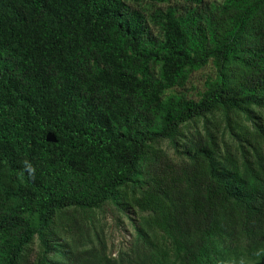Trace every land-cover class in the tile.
<instances>
[{
  "label": "trees",
  "instance_id": "1",
  "mask_svg": "<svg viewBox=\"0 0 264 264\" xmlns=\"http://www.w3.org/2000/svg\"><path fill=\"white\" fill-rule=\"evenodd\" d=\"M217 1L0 0V264H264V0Z\"/></svg>",
  "mask_w": 264,
  "mask_h": 264
},
{
  "label": "rangeland",
  "instance_id": "2",
  "mask_svg": "<svg viewBox=\"0 0 264 264\" xmlns=\"http://www.w3.org/2000/svg\"><path fill=\"white\" fill-rule=\"evenodd\" d=\"M221 1L218 0L217 2ZM211 73V68L206 67L192 74L186 86V90L191 97L196 98L197 94L203 90L204 81ZM162 149L169 156H173V149L167 143L162 144ZM93 219L95 226L102 230L101 237L111 258L116 257L119 251H124L129 247L134 236L133 226L137 222V215L132 210L122 213L112 204H107L101 211L93 213ZM31 256L33 258V255Z\"/></svg>",
  "mask_w": 264,
  "mask_h": 264
}]
</instances>
